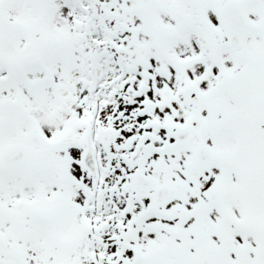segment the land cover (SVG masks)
Here are the masks:
<instances>
[{"label":"snow or ice","instance_id":"obj_1","mask_svg":"<svg viewBox=\"0 0 264 264\" xmlns=\"http://www.w3.org/2000/svg\"><path fill=\"white\" fill-rule=\"evenodd\" d=\"M0 264H264V0H0Z\"/></svg>","mask_w":264,"mask_h":264}]
</instances>
